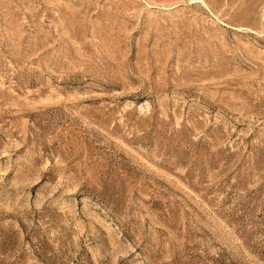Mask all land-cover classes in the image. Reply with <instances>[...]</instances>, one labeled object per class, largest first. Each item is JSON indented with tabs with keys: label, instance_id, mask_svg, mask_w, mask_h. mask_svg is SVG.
<instances>
[{
	"label": "rangeland",
	"instance_id": "obj_1",
	"mask_svg": "<svg viewBox=\"0 0 264 264\" xmlns=\"http://www.w3.org/2000/svg\"><path fill=\"white\" fill-rule=\"evenodd\" d=\"M0 264H264V0H0Z\"/></svg>",
	"mask_w": 264,
	"mask_h": 264
}]
</instances>
